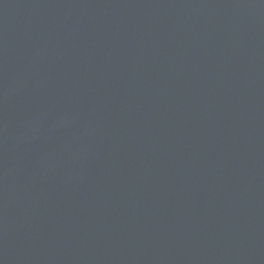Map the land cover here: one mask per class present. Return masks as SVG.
I'll list each match as a JSON object with an SVG mask.
<instances>
[{
	"label": "water",
	"instance_id": "95a60500",
	"mask_svg": "<svg viewBox=\"0 0 264 264\" xmlns=\"http://www.w3.org/2000/svg\"><path fill=\"white\" fill-rule=\"evenodd\" d=\"M0 264H264V0H0Z\"/></svg>",
	"mask_w": 264,
	"mask_h": 264
}]
</instances>
